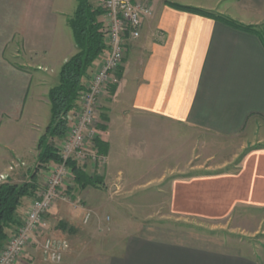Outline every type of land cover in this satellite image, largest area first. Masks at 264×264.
<instances>
[{
  "label": "crops",
  "instance_id": "obj_1",
  "mask_svg": "<svg viewBox=\"0 0 264 264\" xmlns=\"http://www.w3.org/2000/svg\"><path fill=\"white\" fill-rule=\"evenodd\" d=\"M149 1L153 15L141 38L128 43L121 78L109 87V100H102L107 117L98 138L108 151L100 176L118 191L132 192L126 200L144 206L146 195L135 197L136 190L146 194L158 185V205L166 210L157 214L156 225L146 224L144 214L142 223L108 239L87 235L81 213L57 229L61 217L53 213L18 264H264V242L243 239L260 234L264 224V146L253 148L264 144V45L253 34L168 5L261 26L264 0ZM77 5V0H0V176L36 169L39 140L51 120L49 92L77 53L69 26ZM162 129H174L182 143L172 160L155 149L147 171L130 167L128 154L144 147L146 156L144 137ZM199 132L241 139V151L252 149L232 171L191 175L199 171L193 166ZM13 163L21 165L12 173ZM52 164L45 167L43 185ZM173 174L178 176L168 182ZM32 200L19 209L20 223ZM46 239L69 244L60 263L44 255Z\"/></svg>",
  "mask_w": 264,
  "mask_h": 264
},
{
  "label": "built area",
  "instance_id": "obj_2",
  "mask_svg": "<svg viewBox=\"0 0 264 264\" xmlns=\"http://www.w3.org/2000/svg\"><path fill=\"white\" fill-rule=\"evenodd\" d=\"M96 3L104 11L103 33L108 56L91 75L64 137L66 141L62 146L57 145L60 161L47 168L46 182L36 191L24 221L11 234L9 243L0 253V264H18L52 207L59 201L68 202L65 192L69 189V182L74 180L70 162L80 167L92 165L96 168H103L107 163L106 156L99 153L95 144L99 136V108L109 87L118 83L117 76L128 43L141 38L145 21L153 15V7L149 0H96ZM91 217L87 212L84 223H88ZM68 247L66 241L54 239L42 243L44 255L53 263L62 261L63 251Z\"/></svg>",
  "mask_w": 264,
  "mask_h": 264
},
{
  "label": "rangeland",
  "instance_id": "obj_3",
  "mask_svg": "<svg viewBox=\"0 0 264 264\" xmlns=\"http://www.w3.org/2000/svg\"><path fill=\"white\" fill-rule=\"evenodd\" d=\"M97 4V3H96ZM264 25V24H262ZM261 25V26H262ZM129 49V46L127 47ZM127 52V51H126ZM125 61V59H124ZM124 63V62H123ZM123 67L121 68L122 73ZM95 71V70H94ZM91 72V75L94 73ZM90 75V77H91ZM56 81V80H55ZM114 86H110V89ZM109 89V90H110ZM105 98L109 100V95H105ZM107 117L106 108L105 106L100 105L99 113L97 117L98 123V132H100V127L105 124L104 120ZM168 131L161 130L160 133L157 135H152L147 133L144 138H146V156H144L145 151L142 148L141 152H137L135 156L128 154L127 160L130 164H128L133 169L135 168L136 171L143 173L145 168L146 171L150 166H152L153 160L148 155L150 151H154L155 149L158 152L163 153L167 156V160L171 161V155L178 151L180 145L182 144L179 140V134L174 129H167ZM152 135V136H151ZM200 147H199V158L198 160L193 162V166H199V171L196 173H189L191 175L197 176H205L206 174L212 173H223L232 171L235 169L238 164H240L243 156L252 148L245 149L241 151V144L243 141L241 139H222L216 136H210L207 134H203L201 132L198 133ZM100 137V136H99ZM66 138H62L60 140H56V144L62 146L65 143ZM151 143V146L148 143ZM145 144V143H143ZM159 146H161V150L159 151ZM263 145H256L253 148H259ZM131 152V151H130ZM237 153V157L233 155ZM133 154V153H132ZM143 154V155H142ZM134 155V154H133ZM146 157V158H145ZM170 157V158H169ZM146 159V160H145ZM159 159L162 162V159ZM224 161H230V163L222 170H218L216 166ZM173 164L177 165L178 160H176ZM21 163H13L11 167L15 170L19 168ZM38 165V160L37 164ZM92 165L82 166L85 171L89 175H97V176H105L104 172L100 168H91ZM37 167V166H36ZM215 167V168H214ZM14 170V171H15ZM43 170V169H42ZM12 173L13 170H10ZM33 169L31 170V172ZM30 172V173H31ZM45 167L43 171H39L38 174V184L43 186V180L45 177ZM30 173H21V174H13L11 177L9 176H0V184L6 183L8 179L11 181L12 184L21 185L22 183L26 182L30 178ZM178 174H173L168 176V182L171 178L177 177ZM103 185L100 186H93L86 188V190L80 189L75 183L74 180L69 182V189H66L65 194H67L68 202L59 201L56 203L49 213L46 215L45 220L51 216V214L55 213L58 217H61V222H56L58 225L56 228H64L65 221L70 217H77L81 213L82 219L90 212L92 217L91 219H96L95 222L91 223H84L87 227L86 233H96L100 234L97 237L108 239L111 236L116 234H122L126 230L129 229L130 226L136 223H142L144 219V214H146V224L148 225H156L159 223V216L157 215L160 212H164L166 210V206L158 205V185L154 186L151 189H146V194H143L139 190H136L135 197H144L146 195V206L139 205L138 203L141 200L136 201H128V198H132V192L128 193L127 189H121L120 191L114 186L110 185V181H108L105 177H103ZM110 185V186H109ZM41 186V187H42ZM139 191V192H137ZM128 193V194H127ZM28 206H26V215L28 213ZM154 214L155 216L152 218H148L147 214ZM26 217V216H25ZM55 223V222H53ZM95 223V224H94ZM18 226H12L8 230V239L0 244V253L5 248V246L9 243V238L11 234L15 231ZM72 234L75 233L73 229H70ZM77 235V233L75 234ZM96 235V234H95ZM77 237V236H76ZM114 237V236H113ZM84 238H82L83 240ZM247 242H264V224L262 227V231L260 234L249 237L245 236L243 238Z\"/></svg>",
  "mask_w": 264,
  "mask_h": 264
},
{
  "label": "trees",
  "instance_id": "obj_4",
  "mask_svg": "<svg viewBox=\"0 0 264 264\" xmlns=\"http://www.w3.org/2000/svg\"><path fill=\"white\" fill-rule=\"evenodd\" d=\"M94 1L96 0H77L76 12L69 20L77 53L64 64L59 74L58 84L49 92L51 120L39 140L36 169L30 173L29 180L21 185L12 184L9 179L6 183L0 184V244L8 239V230L12 226L21 225L18 211L24 200L33 197L40 188L37 180L38 172L48 164L60 161L56 140L64 138L69 130L94 64L101 57L108 56V47L103 33L104 11L95 6ZM168 5L174 9L210 18L234 29L253 34L264 45V25L248 26L202 9L170 3ZM121 75L120 69L117 78L120 79ZM95 144L100 154H107L108 145L106 143L97 138ZM69 166L74 173V183L80 189L103 185L101 176L89 175L83 167L76 163L70 162Z\"/></svg>",
  "mask_w": 264,
  "mask_h": 264
}]
</instances>
